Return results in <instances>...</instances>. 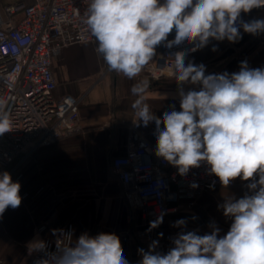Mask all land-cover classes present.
Segmentation results:
<instances>
[{
  "label": "clouds",
  "instance_id": "clouds-1",
  "mask_svg": "<svg viewBox=\"0 0 264 264\" xmlns=\"http://www.w3.org/2000/svg\"><path fill=\"white\" fill-rule=\"evenodd\" d=\"M264 0H89L82 20L97 43L96 52L107 69L136 80L157 57V48L181 45L175 51L171 74L177 83L175 105L157 116L145 100L147 79L134 83L131 92L135 123H154L155 155L185 177L202 164L223 188L235 180L247 182L240 198L225 196L218 205L231 223L228 231L212 223L211 231H181L166 253L157 251L158 240L138 249V264H264V67L241 61L239 71L206 74V65L189 56L211 41L239 42L243 33L264 34V18L244 19ZM174 33V38L169 36ZM212 51H217L214 45ZM185 85H191L185 90ZM14 122L0 99V137L13 131ZM192 188L198 187L193 183ZM21 184L7 170L0 171V218L22 204ZM165 211L150 221L148 231L163 223ZM185 219L174 222L184 228ZM55 250L36 238L33 264H129L115 233L53 229ZM162 235V234H160Z\"/></svg>",
  "mask_w": 264,
  "mask_h": 264
},
{
  "label": "crops",
  "instance_id": "crops-1",
  "mask_svg": "<svg viewBox=\"0 0 264 264\" xmlns=\"http://www.w3.org/2000/svg\"><path fill=\"white\" fill-rule=\"evenodd\" d=\"M250 36L253 35L243 33L235 51H226L224 58L227 59L229 55L230 58H248L250 67H264V34L258 35V43L247 46L246 41ZM207 49L206 46L189 59L206 65V74L220 73L215 69L216 63H208V59L217 61L219 51L209 57L204 55ZM239 66L240 64L228 70L223 67L221 71L236 72L239 71ZM103 67L104 62L92 43L67 46L54 57V95L61 97L70 94L79 99L80 128L52 144L53 149L40 152L24 164L31 163L34 167L32 177L36 176V180L45 175L39 174L43 167L53 164L52 170L57 177L55 181L63 180V183L51 186L67 192L53 210L54 217L48 223L36 220L33 214L36 203L33 204L34 198L28 195L23 197L19 208L6 210L0 218L2 264H22L29 261L35 246H30L29 243L42 238L38 233V227L42 224H46L52 231L64 223H71L75 237L83 232L91 235L100 232L115 233L120 238L129 264H138L141 259L138 249L147 250V239L138 236L137 232L147 229L150 221L143 220L138 211L128 206L122 185L112 172L111 161L125 150L129 122L135 124L139 134L155 142L154 123L147 127L135 123L132 103L137 97L131 92L132 85L143 79L150 81L145 100L157 116H162L172 105L179 110L177 84H162L160 80L149 79L143 74L136 80H128L111 71L102 73ZM184 87L188 90L193 86ZM246 185L247 182L237 179L235 185L227 189L216 187L204 191L191 208L182 205L177 212L164 216L163 223L155 230V236L172 233L175 237L181 231L193 230L203 235L211 231L209 225L212 223L221 229L220 235L226 234L231 221L223 215L218 205L223 204L225 196H243L247 191ZM22 193L24 192L20 194ZM62 212L64 215L59 218ZM180 219L187 221L186 226L174 227V222Z\"/></svg>",
  "mask_w": 264,
  "mask_h": 264
},
{
  "label": "built area",
  "instance_id": "built-area-1",
  "mask_svg": "<svg viewBox=\"0 0 264 264\" xmlns=\"http://www.w3.org/2000/svg\"><path fill=\"white\" fill-rule=\"evenodd\" d=\"M88 2L0 0V99L5 101L14 122L13 131L0 137V171H9L14 181L21 179L20 167L37 150L80 128L79 99L70 94L54 95L56 81L52 63L55 56L73 44L92 43L96 51L95 39L82 20ZM250 18H264V8L254 9L244 16L246 20ZM173 38L174 33L169 36ZM187 47L191 46L158 47L157 57L141 74L152 80L172 79L174 54H170ZM108 71L104 63L102 73ZM154 149L155 142L139 134L135 124L129 122L125 150L111 161L112 172L122 185L128 206L138 211L143 220L153 221L161 211L166 212L164 216L177 212L182 205L191 208L204 191L222 187L217 177L208 174L206 164L182 177L175 167L156 157ZM193 183L198 187L192 188ZM234 185L235 181L229 187ZM42 189L39 188L37 194ZM27 195L26 192L21 194L22 197ZM57 229L73 231V226L68 223ZM148 229L149 224L147 229L137 232L147 239V249L153 240H158L157 251L166 253L174 235L156 237V228ZM38 233L53 251L55 243L69 242L67 237L63 241L56 240L46 224L38 227ZM39 255L33 254L22 264H33Z\"/></svg>",
  "mask_w": 264,
  "mask_h": 264
},
{
  "label": "trees",
  "instance_id": "trees-1",
  "mask_svg": "<svg viewBox=\"0 0 264 264\" xmlns=\"http://www.w3.org/2000/svg\"><path fill=\"white\" fill-rule=\"evenodd\" d=\"M30 2V0H26ZM221 43V42H220ZM52 165L43 167L42 172L39 174H45L43 178L36 180V176L32 177L34 167L31 163L23 164L20 167L21 179L18 181L21 184V192H26L29 197H33V214L38 222H49L53 219L55 211H53L58 203L63 200L64 190L59 187L51 186L56 183H63V180L55 181L56 175L53 173ZM32 177V178H31ZM43 188L37 195V190ZM56 190H60L56 192Z\"/></svg>",
  "mask_w": 264,
  "mask_h": 264
},
{
  "label": "rangeland",
  "instance_id": "rangeland-1",
  "mask_svg": "<svg viewBox=\"0 0 264 264\" xmlns=\"http://www.w3.org/2000/svg\"><path fill=\"white\" fill-rule=\"evenodd\" d=\"M258 36H250L249 37V39L246 41V45L247 46H249V45H252V44H254V43H258ZM257 41V42H256ZM237 43L238 42H236V43H229L228 41H224V42H219V43H212V44H210L209 46H207V50H206V52H205V54L204 55H206V56H208L209 55V57L210 56H212V55H214V53L215 52H217V51H219V53H217V55H219V57H218V59H217V61H215V62H213L214 60H211L210 61V59H208V63H216V67H215V69L216 70H218V71H220V73H222L223 71H221L222 69H223V67H226V69L228 70V68L229 69H233L234 67H236V65H239L240 64V62L241 61H248L247 59L248 58H242V57H240V58H238V56L237 55H235V56H237V57H234V58H230V55L228 56V58L227 59H225L226 57H225V55H226V53L228 52V51H230V50H234L235 51V49H236V45H237ZM216 46L217 47V51H212V47L213 46ZM255 45V44H254ZM223 51V52H222ZM227 51V52H226ZM225 53V54H224ZM215 57V56H214ZM225 57V58H224ZM207 69V68H206ZM161 81V83L163 84V83H173V84H177L176 83V81L174 80V78H172V79H161L160 80ZM56 144V143H55ZM54 145V144H53ZM53 145H51V146H47L46 148L44 147V149H42V148H40L39 150H37L30 158H32V157H34V156H36V155H38L40 152H42V151H44V150H48V149H53ZM29 158V159H30ZM67 192V191H66ZM66 192H64V195H63V198H64V196L66 195ZM38 195V194H37ZM65 200V199H64ZM58 214H59V212H58ZM64 215V212H62V213H60V215H59V218L60 217H62ZM65 218V217H64ZM63 218V219H64ZM65 220V219H64ZM65 224H67V223H64L63 225H65ZM62 225V226H63ZM60 227V226H59ZM58 228V227H57Z\"/></svg>",
  "mask_w": 264,
  "mask_h": 264
}]
</instances>
